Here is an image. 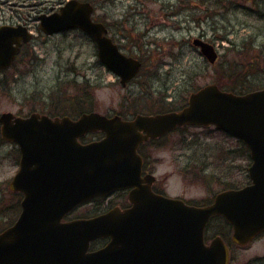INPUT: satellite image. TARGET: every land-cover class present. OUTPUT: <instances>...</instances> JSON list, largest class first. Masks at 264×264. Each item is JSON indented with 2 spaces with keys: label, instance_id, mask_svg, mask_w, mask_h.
Segmentation results:
<instances>
[{
  "label": "water",
  "instance_id": "obj_1",
  "mask_svg": "<svg viewBox=\"0 0 264 264\" xmlns=\"http://www.w3.org/2000/svg\"><path fill=\"white\" fill-rule=\"evenodd\" d=\"M92 12L89 2L70 0L58 12L39 17V27L45 35L79 29L90 36L99 62L125 86L141 63L119 51L105 26L92 22ZM6 29L17 30L4 27L0 35ZM13 42L0 48V68L8 67L17 54L19 41L16 47ZM192 46L208 64L215 63L218 54L211 44L193 39ZM0 123L1 137L15 143L20 154L9 188L22 194L17 220L0 233V264H228L218 238L204 244L211 217H223L240 246L264 232V89L237 95L210 84L189 94L178 111L129 120L97 112L74 119L37 113L14 118L6 113ZM209 125L248 149L249 184L220 192L205 206L153 193L154 178L141 176L139 145L178 127ZM96 132L103 137L80 142ZM123 190H129V208L62 221L77 206ZM99 238L109 241L90 251Z\"/></svg>",
  "mask_w": 264,
  "mask_h": 264
},
{
  "label": "rangeland",
  "instance_id": "obj_2",
  "mask_svg": "<svg viewBox=\"0 0 264 264\" xmlns=\"http://www.w3.org/2000/svg\"><path fill=\"white\" fill-rule=\"evenodd\" d=\"M62 1L66 0H42L41 8L50 10ZM91 1L96 8L95 19L110 26L109 34L115 36L121 50L144 63L140 75L122 87L98 62L96 47L89 37L79 31L43 36L36 29L37 20L32 13L34 39L30 65L19 79L2 81L0 114L47 113L57 91H62L58 97L72 94L80 91L82 82L87 81L93 89L95 112L107 116L123 112L129 117L131 111L142 114L149 109H164L165 106H161L164 103L158 100L160 96H166L165 101L174 107L184 106L191 92L212 84L221 73L228 74L224 71L227 64L222 68L221 62L234 64L244 53L258 57L262 61L258 65L263 68L264 19L248 16L240 10V6H249V0ZM213 5L217 6L210 7ZM206 15L213 17L205 20ZM193 38L216 47L219 57L215 64L206 63L192 46ZM262 68L257 69L254 76L246 77V82L253 86L250 91L264 87ZM68 80H75L76 86L72 82L71 86H65L63 82ZM236 145L235 139L213 127L177 130L171 134V142L150 150V160L156 164L154 175L171 197L190 203L211 199L225 187H239L248 181L245 170L248 159L230 154ZM16 159L14 146L0 142V212H3L0 213V232L12 224L19 212L14 207L19 197L9 189L17 168ZM110 200L112 206L121 201L115 196ZM100 204L105 205V202ZM94 207V203L86 204L70 217L89 216ZM234 252L232 264H264V233Z\"/></svg>",
  "mask_w": 264,
  "mask_h": 264
},
{
  "label": "flooded vegetation",
  "instance_id": "obj_3",
  "mask_svg": "<svg viewBox=\"0 0 264 264\" xmlns=\"http://www.w3.org/2000/svg\"><path fill=\"white\" fill-rule=\"evenodd\" d=\"M14 1L15 0H0V29L4 27L17 29L15 30V33L9 31V29L8 30L6 29L2 32V34L0 35V48L3 49V47L4 48L11 47V45L8 43L10 42V40L11 42L14 41L12 43V47H16L17 40L19 41L18 52L15 55L14 59L12 60L11 64L8 67L0 68V85L1 86L4 85L2 81L19 79L21 75L25 74L26 69L30 65V61H31L30 48L33 43L34 36H32L30 40H28L27 42H24L22 38L27 37V35H32V25L30 23V21L32 20V13L35 14V19H37L40 14H47L46 12L51 13L54 11V9L52 10L46 9V12L44 13L41 10V4L36 5L35 3H32L33 1H37L39 3L41 0H23V4L25 6L24 9L13 8L14 5H12V3ZM10 4L12 7L10 6ZM262 6L264 10V1H262ZM108 28L109 30L111 29L109 26ZM7 33H9V35H7ZM11 71H13V75ZM13 116L14 117H25V116H22L21 114L16 115L14 113H13ZM182 128L184 127H181L178 129H182ZM178 129H175V130H178ZM98 136H100V134L98 133L93 134V135L90 134L89 136H87V138L91 140L92 138L94 139V138H97ZM166 141L171 142V131L159 138L148 139L147 141L141 143L138 147V154L140 155L142 159L141 176L144 177L147 175H152L154 177V180L151 183V190L157 195L171 198V195L165 192V190L162 188V185L159 183L157 177H155L154 174L156 172V164H154L150 160V150L166 145ZM0 142H5V141H3L0 137ZM15 167H16V164H15ZM128 191L129 190L115 192L109 197H104L101 199L98 198V199H95L96 201L94 200L93 201L96 202V204L100 200H103L105 202V205L103 204L102 207L103 209L106 208V210H104L103 212L108 211L109 208L111 207L113 208L118 207L119 209L124 210L131 206L130 202L128 201V197H127ZM114 196L118 197L121 201L118 204H115L114 206H112L110 204L112 202L110 199H112ZM213 197L214 196H212V198ZM176 198H180V197H176ZM180 199H183V198H180ZM184 201H187V200H184ZM211 201L212 200H210V202ZM74 211H71L69 214H67L65 218L63 219V221H68L73 218L74 219L77 218V217H70ZM88 214L90 216V213ZM212 225L213 227H211ZM217 238L222 242V244L227 250V253L229 256V264H232L234 261V253H235L234 249L235 250L241 249L247 246L246 245L242 247V246L235 244L232 241V233L230 232V229L226 225L224 220L219 217H213L208 223V225L206 226V229L204 232V243L207 246H209L210 243L214 239H217ZM98 240H104V243L101 246L105 245L108 242V239H98ZM97 248L99 247H96L94 249H97Z\"/></svg>",
  "mask_w": 264,
  "mask_h": 264
},
{
  "label": "trees",
  "instance_id": "obj_4",
  "mask_svg": "<svg viewBox=\"0 0 264 264\" xmlns=\"http://www.w3.org/2000/svg\"><path fill=\"white\" fill-rule=\"evenodd\" d=\"M252 3H253V5H257L259 2L257 0H252ZM215 6H217V5H213L210 7H215ZM253 7L240 6V10L247 12L248 16L255 17L256 19H260V18L264 19V15H262V16L261 15H255L253 13ZM207 15H208V9H207ZM207 15L205 16L206 19L207 18L212 19L213 16H210V15L207 16ZM223 38H224V36L221 37V39H223ZM243 52H249V51L243 50ZM259 62H262V61L258 57L247 56V54H245V53H244V57L242 59L238 58L237 62H235L234 64H232L230 62H221L220 67H222L223 64H227V66L224 68V71L228 72V74L221 73L220 75H217L212 84L217 85L221 90L231 92L234 94H243V93H246V91L250 92V90L253 88V86L250 83L246 82V77H250L251 75L254 76L257 69L262 68L258 65V64H260ZM148 64H149V61H148ZM143 69H144V63L142 62L141 71H143ZM261 70L264 71V65H263V68ZM139 75H140V73H139ZM229 78H233V79L229 80ZM224 79L227 80L228 82L227 81H225L224 83H223V81L220 82L221 80H224ZM236 79H239V82ZM71 82L73 83V86H76L75 80H73V81L68 80V81H65L63 83L65 84V86H68V85L71 86ZM82 83L83 84H81V86H80L81 90L76 88L77 90H80V91L73 92L72 94H66L65 93L64 95H61L58 97V94L61 93L62 91H57V96H56L57 101H56V98H53V102L50 103L48 110L45 111L47 113H45V114H47L51 117H55V116L75 117V116H78L82 113L94 111L95 110V106H94L95 101H94V96H93V89L88 86L87 81H84ZM66 90H67V87L63 91H66ZM53 95H54V93L51 94V96H53ZM165 99H166V96H160L158 98V100H161L160 103H164L163 105H161V106H165L164 109H161V111L149 109V110H145L144 114L154 115L157 113L175 111V110H178L181 108V107L180 108L174 107L171 104V102H166ZM33 112H35V111H33ZM131 112H132V115L137 113L136 111H131ZM118 115L125 118L123 112L118 113ZM84 140H89V139L84 138ZM235 150L230 151V154L232 156L235 155V153H236V155H235L236 157H239L240 159H243V160L245 159V161L248 159V161H249L248 152H247L245 146L243 144H241V142L237 141V145H236ZM227 154L228 153L225 151V155H227ZM16 158L18 159V151L17 150H16ZM17 159H16V162H17ZM248 165H249V163L245 167V170L247 169ZM200 169H202V171H204L203 168H199L198 170H200ZM203 179H204V176H203ZM239 187H225V188H227V189L228 188L229 189L230 188H233V189L236 188L237 189ZM209 200L210 199H206L204 201H199V202L190 203V204H193L195 206H202V205L208 204ZM14 204H15L14 207H15L16 211H19V201H16ZM102 205L103 204H100V203L96 204L95 207L93 208L92 212H89V213H91L92 215L102 213L104 210H106V208L103 209ZM3 209H5V208L3 207ZM0 213L2 214L3 212H0ZM103 243H104V240H97V241L92 243L91 248L93 249L96 247H100Z\"/></svg>",
  "mask_w": 264,
  "mask_h": 264
}]
</instances>
